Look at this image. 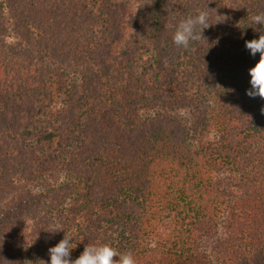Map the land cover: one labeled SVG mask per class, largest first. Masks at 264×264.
<instances>
[{"label": "trees", "instance_id": "16d2710c", "mask_svg": "<svg viewBox=\"0 0 264 264\" xmlns=\"http://www.w3.org/2000/svg\"><path fill=\"white\" fill-rule=\"evenodd\" d=\"M0 264H264V0H0Z\"/></svg>", "mask_w": 264, "mask_h": 264}, {"label": "rangeland", "instance_id": "374dc122", "mask_svg": "<svg viewBox=\"0 0 264 264\" xmlns=\"http://www.w3.org/2000/svg\"><path fill=\"white\" fill-rule=\"evenodd\" d=\"M182 114H185V112L183 111Z\"/></svg>", "mask_w": 264, "mask_h": 264}]
</instances>
